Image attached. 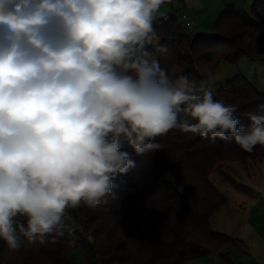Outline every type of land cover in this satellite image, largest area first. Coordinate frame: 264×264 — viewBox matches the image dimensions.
<instances>
[{
    "label": "clouds",
    "instance_id": "obj_1",
    "mask_svg": "<svg viewBox=\"0 0 264 264\" xmlns=\"http://www.w3.org/2000/svg\"><path fill=\"white\" fill-rule=\"evenodd\" d=\"M166 0H0V239L56 242L67 209L115 198L117 174L178 129L246 152L264 146V103L215 100L208 69L170 79L155 22ZM149 46L153 50L149 51Z\"/></svg>",
    "mask_w": 264,
    "mask_h": 264
},
{
    "label": "trees",
    "instance_id": "obj_2",
    "mask_svg": "<svg viewBox=\"0 0 264 264\" xmlns=\"http://www.w3.org/2000/svg\"><path fill=\"white\" fill-rule=\"evenodd\" d=\"M183 25L175 13L155 22L161 37L156 45L169 47L166 57L157 58L170 79L185 74L200 80L208 69L216 75L223 62L237 64L264 53V0L254 2L251 15L227 6L213 36L188 34ZM213 97L236 106L235 116L245 130L250 126L247 113L264 103V94L243 75L227 82ZM157 140L163 147L151 155L138 156L127 145L121 149L137 166L117 174L115 198L106 197L95 208L81 205L66 210L71 234L41 245L18 232L16 249L0 239V264H80L79 251L82 264H190L213 257L221 264H234L230 248L249 256L245 241L211 226L213 216L229 203L211 174L223 162H264V146L256 145L249 153L234 140L212 142L178 129Z\"/></svg>",
    "mask_w": 264,
    "mask_h": 264
},
{
    "label": "rangeland",
    "instance_id": "obj_3",
    "mask_svg": "<svg viewBox=\"0 0 264 264\" xmlns=\"http://www.w3.org/2000/svg\"><path fill=\"white\" fill-rule=\"evenodd\" d=\"M255 1L256 0H167L166 3L161 6L156 21L175 13L176 18L183 25L184 22L182 17L184 13H196L198 17L195 19L194 32L188 29L185 24L183 25L184 31L188 34L194 33L213 36L216 33V23L227 6L235 5L237 9L246 11L251 15L252 6ZM153 45H156L155 41H153ZM238 75H243L260 93L264 94V53L255 59L242 58L237 64L223 62L215 75V82L211 86V91L214 93L218 89L223 88L227 82ZM236 162L243 164V167L238 169L239 167L237 166H230L231 163ZM244 167H246V170L243 172L242 169ZM255 167L258 168L261 175H264V162L240 160L219 163L211 174V180L213 179L215 181L217 187L227 196L229 201L232 195L231 183L234 182V184H236V182H238L233 176H238L239 179L244 180L245 177L255 173ZM217 170H219L220 175L222 174V182H224V185L220 184V181L217 182V180H219L216 177ZM222 170L225 171L222 172ZM168 177H172L170 173ZM227 185L231 187V191H228ZM242 189L245 191L243 186ZM229 211L230 209H228L227 212ZM252 223L256 225L255 229H257L258 233L264 236V211L262 209H255L253 211L251 224ZM215 225L216 223H212L211 226L216 229ZM262 239L263 241H258L257 247L252 246L249 256H245L234 248L228 249L232 262L234 264H264V238ZM249 244L252 245V240H249ZM77 257L79 263L82 264L83 252L79 251ZM190 264H221V262L217 257H213L195 261Z\"/></svg>",
    "mask_w": 264,
    "mask_h": 264
},
{
    "label": "crops",
    "instance_id": "obj_4",
    "mask_svg": "<svg viewBox=\"0 0 264 264\" xmlns=\"http://www.w3.org/2000/svg\"><path fill=\"white\" fill-rule=\"evenodd\" d=\"M230 166H237L239 167L238 169H241L243 164L236 162L231 163ZM242 170L244 172L246 167ZM224 171L222 170V172ZM219 173V170H217L216 177L219 179L217 182L220 181V184L224 185L222 174L220 175ZM233 178L238 182L236 184L234 182L231 183L232 191L231 187L227 185L228 191H231L232 194L229 203L213 216L211 225L212 223H216V229L212 227L215 231L245 241L251 250L252 246L257 247L258 241H263L262 238H264L255 229L256 225L251 224L253 211L255 209H262L264 211V175H261L258 168L255 167V173L245 177L244 180L239 179L238 176H233ZM213 182L215 183L214 180ZM242 186L245 188V191L242 189ZM228 209H230L229 212H227ZM249 240H252V245L249 244Z\"/></svg>",
    "mask_w": 264,
    "mask_h": 264
},
{
    "label": "built area",
    "instance_id": "obj_5",
    "mask_svg": "<svg viewBox=\"0 0 264 264\" xmlns=\"http://www.w3.org/2000/svg\"><path fill=\"white\" fill-rule=\"evenodd\" d=\"M198 17V15L196 13H192V12H186L183 14V22L185 24V26L192 30H194V26H195V19Z\"/></svg>",
    "mask_w": 264,
    "mask_h": 264
}]
</instances>
